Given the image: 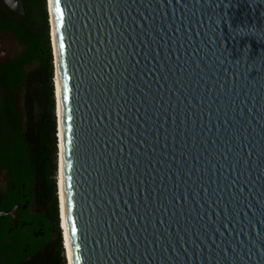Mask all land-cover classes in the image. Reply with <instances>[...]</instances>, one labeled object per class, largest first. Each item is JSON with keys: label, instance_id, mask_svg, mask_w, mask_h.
Instances as JSON below:
<instances>
[{"label": "water", "instance_id": "95a60500", "mask_svg": "<svg viewBox=\"0 0 264 264\" xmlns=\"http://www.w3.org/2000/svg\"><path fill=\"white\" fill-rule=\"evenodd\" d=\"M51 1L72 264H264V0Z\"/></svg>", "mask_w": 264, "mask_h": 264}, {"label": "trees", "instance_id": "16d2710c", "mask_svg": "<svg viewBox=\"0 0 264 264\" xmlns=\"http://www.w3.org/2000/svg\"><path fill=\"white\" fill-rule=\"evenodd\" d=\"M25 13L9 9L0 0V30L12 34L22 47L12 58L0 60V121L3 155L10 165H30L35 160L40 168V191L44 194V182L55 175L49 153L52 145L56 153V121L54 116V66L46 0H22ZM22 96L24 124L20 117L19 97ZM54 194L53 214L57 227L56 252L47 251L37 257H47V264H66L62 255L61 231L56 199L55 179L50 180ZM32 256L31 253H28ZM14 248L12 257H26ZM33 257V256H32ZM36 257V256H35ZM55 257V258H54ZM43 259H32L23 264H40ZM21 260L10 264H21Z\"/></svg>", "mask_w": 264, "mask_h": 264}, {"label": "flooded vegetation", "instance_id": "af4514ba", "mask_svg": "<svg viewBox=\"0 0 264 264\" xmlns=\"http://www.w3.org/2000/svg\"><path fill=\"white\" fill-rule=\"evenodd\" d=\"M2 139L0 127V264L45 259L37 256L56 252L57 227L53 209L41 210L39 164L31 160L28 167L10 165ZM16 247L20 255L33 257H12Z\"/></svg>", "mask_w": 264, "mask_h": 264}, {"label": "rangeland", "instance_id": "374dc122", "mask_svg": "<svg viewBox=\"0 0 264 264\" xmlns=\"http://www.w3.org/2000/svg\"><path fill=\"white\" fill-rule=\"evenodd\" d=\"M46 7H47V0H46ZM47 13H48V7H47ZM49 17V15H48ZM21 46L18 44V42L16 41V39L12 36L11 33L7 32V31H1L0 30V60L3 59H9L14 57L15 55H17L20 50H21ZM54 66V64H53ZM54 74H55V68H54ZM54 79V78H53ZM53 85H54V80H53ZM54 90H55V85H54ZM55 94H54V116H55V121H56V153H54L53 150V145H52V136H50L51 138V146H50V153H49V163H50V167L52 168L54 166V164L56 165V171H55V175H51L48 179V181L44 182V194L43 196L41 195L40 198V206H41V210H52L53 209V205H54V194L52 192V189L49 188V185L51 186V182L50 180L55 179V183L57 184V174L56 172L58 171V140H57V114H56V98H55ZM23 101H22V96L19 97V108H20V117L22 120V124H24V111H23ZM58 150V151H57ZM52 187V186H51ZM56 199H57V206H58V196H57V185H56ZM58 212H59V208H58ZM59 214V213H58ZM59 228H60V220H59ZM61 231V240H62V230L60 228ZM55 242H57V238L54 240ZM62 255L63 258L65 259V263L66 262V256H65V252H64V247H63V241H62ZM39 264V263H38ZM40 264H47L45 262V259H43L41 261Z\"/></svg>", "mask_w": 264, "mask_h": 264}, {"label": "bare ground", "instance_id": "6f19581e", "mask_svg": "<svg viewBox=\"0 0 264 264\" xmlns=\"http://www.w3.org/2000/svg\"><path fill=\"white\" fill-rule=\"evenodd\" d=\"M49 6L51 10V15H52V1L49 0ZM57 64V62H56ZM56 92H57V109L56 112H58L59 115V124H60V129H59V134L58 136L60 137V154H59V166H58V171L56 172L57 174V196H58V208H59V220H60V228L62 230V241H63V247H64V252H65V258L67 264H72L71 260V254H70V249H69V243H68V237H67V231H66V225H65V217H64V207H63V194H62V136H61V111H60V95H59V80L58 76L56 78ZM58 151V150H57Z\"/></svg>", "mask_w": 264, "mask_h": 264}, {"label": "snow or ice", "instance_id": "6c2138e0", "mask_svg": "<svg viewBox=\"0 0 264 264\" xmlns=\"http://www.w3.org/2000/svg\"><path fill=\"white\" fill-rule=\"evenodd\" d=\"M56 11L59 12V8H57ZM63 47H64V45L61 43L60 44L61 51L63 50ZM65 99H66V97H65ZM73 235H75V229H73Z\"/></svg>", "mask_w": 264, "mask_h": 264}]
</instances>
